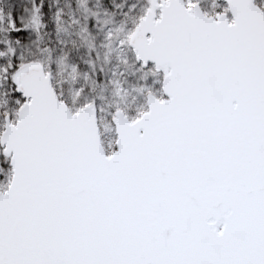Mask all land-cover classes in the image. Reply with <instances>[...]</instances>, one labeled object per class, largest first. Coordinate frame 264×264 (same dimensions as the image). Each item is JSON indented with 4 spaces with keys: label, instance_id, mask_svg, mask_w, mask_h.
I'll return each instance as SVG.
<instances>
[{
    "label": "snow or ice",
    "instance_id": "6c2138e0",
    "mask_svg": "<svg viewBox=\"0 0 264 264\" xmlns=\"http://www.w3.org/2000/svg\"><path fill=\"white\" fill-rule=\"evenodd\" d=\"M133 13L135 73L66 87L0 10V264H264V0Z\"/></svg>",
    "mask_w": 264,
    "mask_h": 264
},
{
    "label": "rangeland",
    "instance_id": "374dc122",
    "mask_svg": "<svg viewBox=\"0 0 264 264\" xmlns=\"http://www.w3.org/2000/svg\"><path fill=\"white\" fill-rule=\"evenodd\" d=\"M133 4L139 8L142 3L141 0H0V10L4 13L15 10L23 18L28 35L20 37L21 43L16 46L19 51L25 55L38 53L36 56L44 52L41 59L45 64L55 63L59 55L65 65L77 66L75 80L68 78L66 73L58 76L65 81L66 87L77 83L94 85L101 71L106 86L107 77L113 72H124L128 77L135 73L131 49L119 47L115 37L112 41L105 38L113 23L131 28L134 13L125 14ZM90 21L95 23V31L85 33L88 39L83 40L80 30L90 29ZM0 38H6L3 31H0ZM96 91L99 93L100 89ZM110 92L108 87L103 94ZM108 99L111 100V96Z\"/></svg>",
    "mask_w": 264,
    "mask_h": 264
},
{
    "label": "trees",
    "instance_id": "16d2710c",
    "mask_svg": "<svg viewBox=\"0 0 264 264\" xmlns=\"http://www.w3.org/2000/svg\"><path fill=\"white\" fill-rule=\"evenodd\" d=\"M141 3H142V0H141ZM93 24V22L91 23V21H90V25H92ZM27 42V41H26ZM28 44V43H27ZM38 53H35L34 55L36 56ZM37 58H42L40 55L39 56H36ZM97 67H98V65H96Z\"/></svg>",
    "mask_w": 264,
    "mask_h": 264
}]
</instances>
